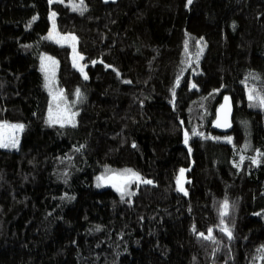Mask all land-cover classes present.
Instances as JSON below:
<instances>
[{"label":"trees","instance_id":"trees-1","mask_svg":"<svg viewBox=\"0 0 264 264\" xmlns=\"http://www.w3.org/2000/svg\"><path fill=\"white\" fill-rule=\"evenodd\" d=\"M79 4L0 0V121L24 125L0 147V264H264V107L249 100L264 96V0ZM51 13L71 44L48 38ZM41 53L81 92L75 126L47 123ZM122 166L152 183L92 186Z\"/></svg>","mask_w":264,"mask_h":264},{"label":"snow or ice","instance_id":"snow-or-ice-1","mask_svg":"<svg viewBox=\"0 0 264 264\" xmlns=\"http://www.w3.org/2000/svg\"><path fill=\"white\" fill-rule=\"evenodd\" d=\"M50 2H53V0H50ZM189 3H191V0H188ZM74 10H80L81 12L84 10L83 9V0H80V4L79 5H73ZM50 18L53 20V28L49 33V39L53 38V35H55V13H51ZM36 17H33V20H35ZM75 40V37H60L58 42H66L67 40ZM199 43V42H198ZM202 51V49H201ZM75 52V49H74ZM42 70L45 71L46 75H45V79L46 82L48 81V76H47V72H48V67L43 63V61L45 60H49L51 61L52 64H55V61L52 60V58L50 57H42ZM80 59H83V57H80ZM95 63V62H93ZM76 65V58L74 56V66ZM82 74H83V67L80 68ZM87 75L84 74V79H87ZM46 87H48V83H46L45 85ZM193 87H195V85H193ZM62 95V94H61ZM76 95L79 97L80 96V92L79 89H77ZM59 97L57 96H53V100L58 99ZM227 97H225V100L227 101ZM249 100H258L259 101V106L264 107V96H259L256 95L254 96L252 94V92H249ZM56 111L54 112L53 108L50 106L49 107V115H48V120L47 123L50 125H54V124H60L61 126H64L65 124H72L73 126H75L74 124V118L76 116V113H70L68 114V109L65 108L64 110H60L59 108V104L56 105ZM217 126H227V124L224 125H220L217 124ZM24 129V125L22 124H8L6 122L4 123H0V147L3 148H15L18 145L19 142V137H18V133L23 131ZM229 142L231 141V138H228ZM185 143H187V134L185 137ZM243 159V157L241 158ZM256 160H253V163H256ZM184 172L185 169H180V173L179 175L176 177V184H177V189L178 191L184 192L185 195L187 194V192L185 191L184 187H183V183H184ZM98 180H104L105 177L101 176L97 178ZM109 182H113V186L116 187V190L118 192L122 193V198L123 195L128 194L126 193L125 189L127 187V185L133 181H137L139 183H145V184H151L152 181L150 180H142V178L139 176L138 173L132 171L131 169H125L123 172L120 173H113L111 176L107 177ZM97 186H100L99 184ZM228 209H229V204L228 201L225 200L221 206H220V215L223 218L224 216L228 215ZM221 224H223V219H221ZM221 231L225 232L229 239L232 238V234L231 231L227 229V227H223L221 228ZM198 235L206 240H212L214 239L212 236V229L208 230V235L205 236L204 233H198Z\"/></svg>","mask_w":264,"mask_h":264},{"label":"rangeland","instance_id":"rangeland-1","mask_svg":"<svg viewBox=\"0 0 264 264\" xmlns=\"http://www.w3.org/2000/svg\"><path fill=\"white\" fill-rule=\"evenodd\" d=\"M52 30V28H50V31ZM49 31V33H50ZM48 33V35H49ZM62 37L60 35H58L57 33L55 35H53V40L54 41H57L59 40V38ZM63 42V41H62ZM60 42V43H62ZM63 43H72L71 39L67 40L66 42H63ZM75 55V53H74ZM42 57H50L52 58V60L55 61V64H52L51 61L49 60H45L43 61V63L48 67V72H47V76H48V81L46 82V79H45V71L42 70ZM76 57V55H75ZM38 66H39V69L42 71L43 73V82H44V88H45V91L47 92V95H48V106H47V109H46V116H47V119H48V115H49V107L51 106L54 110V112L57 110L56 109V105L59 104V108L60 110H64L65 108L68 109V114L70 113H77L78 109H79V103H80V100H81V92H80V96L78 97L76 95V92L77 90H75L74 92L71 93V95H66L63 93L62 90H59L57 87H56V83H55V72H56V59L49 55V54H46V53H41L39 54L38 56ZM76 67L77 68H80V63H77L76 64ZM46 83H48V87H46ZM62 94V95H61ZM57 96L59 97L58 99L56 100H53V96ZM74 121H75V118H74ZM8 123V124H19V123H15V122H9V121H6V120H1L0 123ZM57 125H60V124H57ZM65 125H72V124H65ZM20 134L21 132L18 133V137H19V141H20ZM18 145H19V142H18ZM17 145V147H18ZM17 147L15 148H5V149H16ZM3 148V147H1ZM125 169H131L129 167H125V166H122V167H104L103 169H101L100 171H98L93 179H92V186L94 188H103V187H109L111 189H113L115 192H117L120 196H122V193L121 192H118L116 190V187L113 186V182H109L107 177L111 176L113 173H120V172H123ZM132 171H134L133 169H131ZM136 172V171H134ZM137 173V172H136ZM180 173V170L177 174V176L179 175ZM105 177L104 180H98L97 178L98 177ZM140 176V175H139ZM176 176V177H177ZM100 185V186H97V185ZM140 183L137 182V181H133L131 183H129L125 189L126 193L128 194H125L123 195V197L125 196H130L132 195L135 190H136V187L139 185ZM175 185H176V188H177V184H176V179H175Z\"/></svg>","mask_w":264,"mask_h":264},{"label":"water","instance_id":"water-1","mask_svg":"<svg viewBox=\"0 0 264 264\" xmlns=\"http://www.w3.org/2000/svg\"><path fill=\"white\" fill-rule=\"evenodd\" d=\"M80 1V0H77ZM102 3H111L118 0H100ZM227 97V101L225 100ZM232 117H233V106L231 98L228 94L221 97L218 106L215 109L214 118L211 122V128L213 131L221 134H227L232 129ZM217 124L227 126H217Z\"/></svg>","mask_w":264,"mask_h":264}]
</instances>
